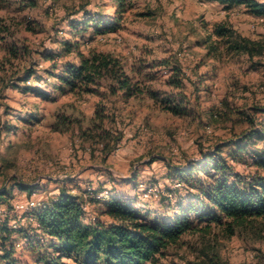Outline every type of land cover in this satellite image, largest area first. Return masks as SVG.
Segmentation results:
<instances>
[{"label":"rangeland","instance_id":"rangeland-1","mask_svg":"<svg viewBox=\"0 0 264 264\" xmlns=\"http://www.w3.org/2000/svg\"><path fill=\"white\" fill-rule=\"evenodd\" d=\"M110 1L36 0V5L20 8L22 0H0V23L34 20V29H26L25 24L16 34L17 42L31 47L57 51L60 39L77 38L85 52L112 51L128 68L153 75L144 85L158 98L184 95L188 109L183 114L164 109L149 92L127 101L113 96L112 104L98 93H60L43 86L49 96H56L43 97L0 83V188L7 187L14 195L13 206L0 205V210L28 226L27 211L16 210L15 204L26 202L34 191V197L49 201L62 186L82 195L88 187L109 189L112 196L136 207L145 205L144 212L152 216L162 215L165 193L146 197L143 181L156 182L165 190L185 188V178L175 170L169 176L171 167L203 160L218 143L253 126L248 116L264 125V113L255 108L264 106V16L253 14L244 3L226 7L217 0H131L133 6L119 29L96 33L89 27L72 33L69 19L80 18L85 8L113 20L116 7ZM218 24L228 26L234 38L248 37L260 47L253 54L229 50L226 37L215 33ZM213 44L218 47L208 55ZM5 54L2 48L0 64ZM37 57L42 66L51 64ZM69 58L78 60L75 53ZM165 58L184 68L185 87L167 83L171 70L159 65ZM48 80L58 82L55 77ZM103 105L114 112L123 135L120 145L106 155L98 149L94 152L92 133L88 138L82 133L91 129L97 108ZM229 161L243 175L257 168L232 157ZM19 181L30 188L21 189ZM109 198L93 199L94 214ZM16 248V264H39L38 251L22 243ZM158 264H264V216L236 226L234 233L216 223L209 230L187 233L168 247Z\"/></svg>","mask_w":264,"mask_h":264},{"label":"trees","instance_id":"trees-1","mask_svg":"<svg viewBox=\"0 0 264 264\" xmlns=\"http://www.w3.org/2000/svg\"><path fill=\"white\" fill-rule=\"evenodd\" d=\"M217 1L226 7L244 3L253 14L264 16V0ZM110 2L116 7L113 20L85 8L81 10L83 14L80 18L69 19L72 33L77 34L89 27L96 33L119 29L133 2ZM36 3V0H22L20 8ZM33 21L0 23V50L3 48L6 51L0 64V83H4L5 87L18 88L26 93L34 91L43 97L53 98L56 96H49L43 86L60 93H98L108 97L112 104L114 102L110 98L113 96L127 101L149 92L159 99L162 108L182 114L187 111L183 103L184 95H180L182 98H158L156 91L144 85L153 75L135 67L128 68L124 59L112 51L91 48L85 52L81 49L83 41L77 38L60 39L61 49L57 51L17 42L16 34L22 25L26 24L28 30L34 29ZM215 33L226 37L229 50L253 54L260 47L251 43L248 37L239 35V38H234L236 34L225 24L216 25ZM217 47L216 44L210 45L208 55ZM72 53L76 54L77 61L69 58ZM38 55L51 64L42 66ZM159 63L171 70L168 84L176 88L186 86L184 68L179 63L167 58ZM49 76L57 78L58 82L48 80ZM101 87L104 90L101 91ZM255 108L264 113V106ZM96 114V119H92L95 129L92 126L82 133L84 138L92 133L90 140L94 152L98 149L106 155L120 145L123 135L118 131L114 112L107 111L103 105L97 108ZM248 119L253 126L235 138L218 143L203 160L169 169V176H172V169L175 170L185 178L187 187L166 189L161 198L166 207L162 215L152 216L150 211L144 212L145 205L136 207L130 200L111 196L107 201L100 202V210L92 219L80 205L82 194L74 193L69 186H62L45 206L24 213L31 226L9 213L0 215V264L17 263L15 253L20 243L33 252L38 251L39 264H158L168 247L177 244L187 233L209 230L212 223L224 224L234 233L236 226L263 217L264 125L256 123L251 116ZM8 129L11 127L8 126ZM226 147L229 148L224 154ZM245 153H250V156ZM229 157L257 168L243 175L229 161ZM17 185L21 189L30 188L21 181ZM13 197L7 187L0 188V205L13 206L10 205ZM203 223L206 226L201 228Z\"/></svg>","mask_w":264,"mask_h":264},{"label":"built area","instance_id":"built-area-1","mask_svg":"<svg viewBox=\"0 0 264 264\" xmlns=\"http://www.w3.org/2000/svg\"><path fill=\"white\" fill-rule=\"evenodd\" d=\"M179 184H177V186ZM140 185L146 191L145 192L146 197L162 194V193H165L166 191L164 187H162L160 184L156 182L143 181ZM36 193H37L36 191L33 192L34 195ZM33 194L30 195L29 199L26 202H17V204H15V209L16 210L23 209L27 212H30L36 208L43 207L46 205V203H48L46 200L38 199L37 197H34ZM112 195L113 193L109 189L95 191L93 190L92 187H88V191L84 192V194L82 195L80 199V205L82 209L86 212V214L92 219H94L96 217V214H94V210H93V199H96V198L105 199V198L111 197ZM6 212H7L6 210L2 211L1 209L0 215L3 216L8 213Z\"/></svg>","mask_w":264,"mask_h":264}]
</instances>
